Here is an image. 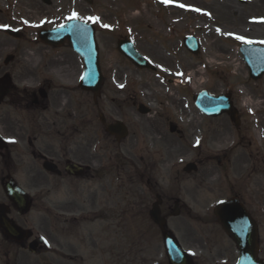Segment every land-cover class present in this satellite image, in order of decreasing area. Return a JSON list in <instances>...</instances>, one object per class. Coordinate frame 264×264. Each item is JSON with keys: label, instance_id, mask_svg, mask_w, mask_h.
<instances>
[{"label": "rangeland", "instance_id": "1", "mask_svg": "<svg viewBox=\"0 0 264 264\" xmlns=\"http://www.w3.org/2000/svg\"><path fill=\"white\" fill-rule=\"evenodd\" d=\"M51 2L0 0V43L10 44L5 52L15 54L33 47L10 40L1 29L2 22L22 26L31 41L38 28L65 23L75 12L76 19L97 28L100 64L108 84L97 102L88 98L93 109L91 124L86 123V95L79 94L78 152L74 161L99 173L61 181L44 176L38 161L30 156L26 160L35 165V172H21L16 177L30 194H45L43 203H35L24 221L36 231L43 230L48 246L43 260L32 257L28 264L41 260L43 264H60L59 240L65 246L64 254L74 258L67 264H168L159 228L147 213L155 196L140 184L146 181H157L159 192H168L173 200L180 201L183 209L176 217L171 215L174 203L170 202L167 222L186 249H190L187 239L193 231L218 228L211 221L214 205L238 191L259 225L264 257V76L258 80L250 77L239 50L247 43L235 38L239 35L264 45V0ZM85 17H98L99 21H86ZM189 34L201 41L198 55H192L183 45V37ZM124 38L132 40L157 70L137 68L122 55L117 42ZM82 72L78 57L79 75ZM202 90L214 96L229 95L238 125L226 113L204 115L194 103ZM140 103L151 113L140 114ZM183 107L190 108L195 116H183ZM99 112L108 122L122 120L129 135L116 141L105 131ZM170 125L176 126L175 133L170 132ZM224 130L230 135L228 141L222 140ZM190 162L198 165V171L185 173L183 168ZM144 165L149 178L146 173V178L139 180L134 174ZM94 192L98 199L107 200L112 210L121 201L130 203L131 210L121 217L92 220L89 212ZM140 196L142 201H137ZM137 202L146 212L137 215ZM62 208L72 211L64 215L67 226L58 222ZM186 210L197 218L188 219Z\"/></svg>", "mask_w": 264, "mask_h": 264}, {"label": "flooded vegetation", "instance_id": "2", "mask_svg": "<svg viewBox=\"0 0 264 264\" xmlns=\"http://www.w3.org/2000/svg\"><path fill=\"white\" fill-rule=\"evenodd\" d=\"M8 26V22H2ZM11 27H16L12 23ZM22 36L20 39L6 36L10 40L26 42L32 46V50L24 49L15 54L6 53L10 47L7 42L0 43V204L10 207V218L14 219L24 229H30L31 234L21 243L9 240L2 229H0V260L3 264H28L32 257L42 258L45 249L42 248L35 255L29 253L28 245L31 241L37 240L41 236L40 230L30 227L24 218L26 215H19L15 206L8 200L4 185L8 178L13 177L19 185L22 183L16 178L18 174L35 172V165H31L27 157H32L35 161L42 163L45 158L52 160L62 174L54 175L61 181H68L73 178L64 170L74 161L78 152L79 135V94L86 95V123L91 124L93 109L90 108L88 98L93 100V93L81 91L79 88L78 56L69 45L63 46L47 45L38 40L35 36L28 41L25 32L19 28ZM11 42V41H10ZM107 79L104 78V85L107 86ZM83 102H81V106ZM114 121L106 120V123ZM91 167L84 172L81 178L91 173H96ZM44 176H50L43 171ZM39 178H44L40 174ZM93 175V174H92ZM37 179V176H34ZM37 186V180L33 182ZM147 189L148 194L162 197V215L168 217L170 214V202L174 207L171 215L182 212L183 207L178 199L173 200L168 192L158 191V182H140ZM105 191V187H102ZM237 195V194H235ZM44 191H39L32 197L33 206L35 203H43ZM141 200V196L137 201ZM247 208L245 201L240 198ZM107 200L98 199V193L91 196L89 217L92 220L104 219L110 215L121 217L131 210L130 203H116L112 210L107 207ZM128 205V206H127ZM137 215L146 212L141 204L137 202ZM113 213H112V212ZM72 211L60 210V225H67L63 215ZM188 219L197 218L190 210L184 211ZM149 214V212L147 211ZM214 216V215H213ZM211 221L218 226L217 229L195 230L188 236L187 243L195 264H237L240 258L239 248L235 241L221 227L218 220L211 217ZM141 246V242H139ZM40 246V243L38 247ZM60 254V264L72 262L73 257L64 255L65 246L62 240L58 242ZM72 251V248H71ZM39 261V264L43 262ZM143 262V259L141 260Z\"/></svg>", "mask_w": 264, "mask_h": 264}, {"label": "water", "instance_id": "3", "mask_svg": "<svg viewBox=\"0 0 264 264\" xmlns=\"http://www.w3.org/2000/svg\"><path fill=\"white\" fill-rule=\"evenodd\" d=\"M87 1L90 2L91 0ZM40 37L47 43L56 44L64 43L67 39L70 45L78 51L85 65L80 87L84 90H91L98 95L102 84V74L99 65V50L93 27L76 20H71L53 31L41 32ZM185 44L189 50L198 53L200 45L196 39L188 37L185 39ZM118 48L138 67H150L145 59L136 51L132 42L120 41ZM241 53L249 67L251 77L254 79L262 77L264 74V47H256L253 45L242 46ZM197 104L203 111L210 115H217L222 111L231 110V106L225 97L214 98L205 92L199 96ZM139 110L143 114L149 111L142 106ZM107 130L111 134H115L118 140L128 134L127 128L121 123L107 126ZM45 168L50 171H56L55 166L50 163H46ZM196 169L194 164H189L186 167L187 172ZM69 172L74 175H79L82 173V169L73 164L70 165ZM6 189L9 197L18 206L22 207L24 211L29 210L30 204L28 200L15 184H8ZM0 208L2 207L0 206ZM215 214L218 216L225 230L235 239L239 246L241 258L238 264H264V261L258 258V226L252 216L240 204L239 200L233 198L230 201L218 204L215 208ZM150 215L162 229L169 263L192 264L190 257L183 250L176 237L166 230V220L160 216L158 203L154 205ZM0 225L10 238L14 240H21L23 238L25 231L10 221L5 212H0Z\"/></svg>", "mask_w": 264, "mask_h": 264}, {"label": "snow or ice", "instance_id": "4", "mask_svg": "<svg viewBox=\"0 0 264 264\" xmlns=\"http://www.w3.org/2000/svg\"><path fill=\"white\" fill-rule=\"evenodd\" d=\"M163 2H165V3H167V2H169V0H163ZM180 7H186L185 5H183V4H181V5H179ZM193 10H195V11H201L200 9H193ZM76 18H79L78 17V14L77 13H75V12H73L72 14H71V16L69 17V19H76ZM86 21H91V22H98L99 21V18L98 17H85L84 18ZM25 23H27V21H25ZM5 27H7L6 25H5ZM103 27H105V28H107V27H110L109 25H103ZM217 31H220L219 29H217ZM228 35H232V34H228ZM237 40H240L242 43H252V41H250V40H247L245 37H243V36H239V35H237L236 37H235ZM262 43H264V42H262Z\"/></svg>", "mask_w": 264, "mask_h": 264}, {"label": "bare ground", "instance_id": "5", "mask_svg": "<svg viewBox=\"0 0 264 264\" xmlns=\"http://www.w3.org/2000/svg\"><path fill=\"white\" fill-rule=\"evenodd\" d=\"M257 12H259V10H257ZM175 98H174V96L172 97V100H173V102L174 103H177L176 102V100H174ZM260 104V103H259ZM258 104V105H259ZM255 105L254 104H251V107H254ZM183 115H185V114H187L186 112H188V115H191V116H195V114H194V112L192 111V110H190V108H188V107H183ZM194 131V130H193ZM193 134H194V132H193ZM230 139V135H229V133H228V130H224L223 132H222V140L223 141H228L229 139Z\"/></svg>", "mask_w": 264, "mask_h": 264}]
</instances>
